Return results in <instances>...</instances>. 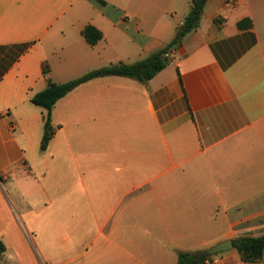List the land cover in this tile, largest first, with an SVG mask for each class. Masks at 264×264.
<instances>
[{
    "label": "crops",
    "instance_id": "obj_1",
    "mask_svg": "<svg viewBox=\"0 0 264 264\" xmlns=\"http://www.w3.org/2000/svg\"><path fill=\"white\" fill-rule=\"evenodd\" d=\"M102 1L0 0V264H176L264 235V0H207L145 83L71 90L40 150L44 65L62 84L138 62L192 0ZM216 260L249 264L234 249Z\"/></svg>",
    "mask_w": 264,
    "mask_h": 264
},
{
    "label": "trees",
    "instance_id": "obj_2",
    "mask_svg": "<svg viewBox=\"0 0 264 264\" xmlns=\"http://www.w3.org/2000/svg\"><path fill=\"white\" fill-rule=\"evenodd\" d=\"M97 1L100 4H103L102 0ZM206 2L207 0H192L190 10L184 17L182 24L177 28L172 42L163 49L156 51L146 58L133 64H111L107 67L91 71L78 79L62 84H56L47 77L48 68L46 65H44L42 72L45 77L46 87L44 90L38 92L30 99L31 104L41 108L44 111V126L43 135L40 142V150L44 151L46 149V146L53 135V128L51 125V110L58 100L63 98L67 93L80 84L95 78L116 76L130 78L140 83H145L151 80L169 63V59L164 57L165 53L171 51L174 45L180 42V40L186 34L196 29L202 9ZM238 27H243V23L240 22ZM82 35L89 45L96 44L102 37L101 33L90 25L86 26L82 30ZM232 244L233 249L238 254L241 262L252 264L264 261V235L257 237H238L232 240ZM3 252L4 247L0 243V261L2 259ZM211 256L195 258V253L183 251L177 254L176 264H205V262L211 258Z\"/></svg>",
    "mask_w": 264,
    "mask_h": 264
},
{
    "label": "water",
    "instance_id": "obj_3",
    "mask_svg": "<svg viewBox=\"0 0 264 264\" xmlns=\"http://www.w3.org/2000/svg\"><path fill=\"white\" fill-rule=\"evenodd\" d=\"M233 249L232 240L223 241L209 249L195 253V258H200L202 256L216 255L222 252H227Z\"/></svg>",
    "mask_w": 264,
    "mask_h": 264
},
{
    "label": "rangeland",
    "instance_id": "obj_4",
    "mask_svg": "<svg viewBox=\"0 0 264 264\" xmlns=\"http://www.w3.org/2000/svg\"><path fill=\"white\" fill-rule=\"evenodd\" d=\"M222 253H224V252H222ZM222 253H219V254H216V255L211 256V258H209V259L205 262V264H216V262H217L216 259H217L218 256L221 255Z\"/></svg>",
    "mask_w": 264,
    "mask_h": 264
},
{
    "label": "built area",
    "instance_id": "obj_5",
    "mask_svg": "<svg viewBox=\"0 0 264 264\" xmlns=\"http://www.w3.org/2000/svg\"><path fill=\"white\" fill-rule=\"evenodd\" d=\"M171 56V51L165 53L164 57L169 58Z\"/></svg>",
    "mask_w": 264,
    "mask_h": 264
}]
</instances>
